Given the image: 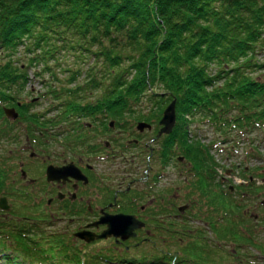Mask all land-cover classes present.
<instances>
[{
    "label": "trees",
    "instance_id": "trees-1",
    "mask_svg": "<svg viewBox=\"0 0 264 264\" xmlns=\"http://www.w3.org/2000/svg\"><path fill=\"white\" fill-rule=\"evenodd\" d=\"M259 47H264V0H0V55L7 59L0 58V140L10 139L15 131L4 116L5 107L15 108L17 121L26 124L35 144L40 128L53 127V118L30 113L26 105L17 107L28 83L27 67L11 60L20 48L25 55H35L28 64H42L44 72L51 71L49 61L58 65L55 58L61 51L73 53L77 59L90 56L96 68L85 71L82 83L75 84L82 75L77 68L64 85L47 86L46 94L63 113H103L119 129H127L129 119L150 123L152 114H162L175 100L176 124L165 137L173 162L188 170L191 181L186 189L197 198H188L193 205L184 214L174 199L168 220L163 212L147 224L146 231L169 239L165 249L157 247L150 257L147 252L112 256L109 254L114 252L106 249L105 254L101 249L90 253L89 244L64 230L47 235L40 227L52 223L47 211L38 219L25 216L22 222L15 211H0V251H8L0 253V260L4 264H258L250 260L249 250H256L264 259V220L259 215L255 221L245 214L248 204L241 203L238 195L221 193L219 211L216 209L209 180L217 179L218 170L224 167L210 154L212 143H200L189 128L200 120L228 139L232 130L246 132L264 123V74L251 75L264 67L256 60ZM145 103L153 108L146 114L138 110ZM233 112L236 114L229 117ZM126 114L132 116H122ZM176 157H183L184 162ZM237 174L247 181L237 194L263 195L264 187L253 185L250 179H264V166L242 168ZM6 181L0 172V196L13 198V192L21 188ZM178 189H173L174 197ZM70 208L62 207L60 211L66 215L60 217L85 216L81 207V211ZM183 221L205 224L207 231ZM13 222L20 226L13 228ZM206 232L211 233L212 242L205 239ZM218 240L230 245V251L216 246ZM96 242L100 241L90 244ZM153 244L145 233L134 248H153ZM17 251L19 257L10 253Z\"/></svg>",
    "mask_w": 264,
    "mask_h": 264
},
{
    "label": "flooded vegetation",
    "instance_id": "flooded-vegetation-1",
    "mask_svg": "<svg viewBox=\"0 0 264 264\" xmlns=\"http://www.w3.org/2000/svg\"><path fill=\"white\" fill-rule=\"evenodd\" d=\"M22 105H26L25 109L30 113L32 112L34 105L32 102L20 101L17 103V107L19 108ZM162 115L152 114L154 119L150 123L146 122V124L151 126V129H144L140 133L136 130L137 123H134L131 119L125 123L128 126L127 129H119L115 123L112 126L110 123L112 120H109L107 115L103 113L82 116L58 111L51 117L53 118V127L40 128L41 131L38 132V144H35L28 137L26 124H23L21 121L12 122L15 131L9 135L8 138L10 139L6 140L12 141L17 145L20 143V137H23L25 139L24 145L22 144L18 148L19 150L16 148L8 150V153L0 158V172L7 177L6 183H15V179H10L12 175L19 176V179L23 182L27 179V173L30 171V169H27V161H32V163L38 162L43 171H41V181L37 185V191L41 190L47 198L44 207L55 205L57 201L62 204L69 203L68 205H63V207L71 209L70 207L75 206L78 210L81 207L82 211L85 210V216L83 217L90 219L82 227L77 228L75 232L84 229L86 226H91L101 215L124 214L133 216L138 221L144 223V228L136 231V235H139L138 233L143 230L148 234V231H146L147 224H150L155 219L156 214H162L163 212L166 213V219L168 220L173 211V200L175 199L177 203L181 197L180 195H175L174 197V187H172L173 155L172 148L168 142L169 138L165 137L170 134L158 136L160 130L159 121ZM122 116L131 117L132 115L126 114ZM104 126L110 130H107ZM162 138H166L165 140L163 139L164 141L167 140L165 157L162 154ZM136 148H141V150L139 153L132 152L131 155L132 157L139 158V160L132 162L127 168L126 166H123L122 169L113 168V170H111L112 168H107L104 172H98L100 164L110 163V167H112L123 163L122 155ZM13 151H15L14 156L12 154ZM14 159L19 163L16 167L12 164V160ZM176 159L180 163L184 162L183 157H176ZM70 165L72 166L71 170L77 169L86 180L77 181L74 178L68 177L64 182L62 180L59 182L46 181L45 173L48 166L65 168ZM142 166L144 167L143 172L145 175L140 173ZM71 170H68V172ZM184 173L188 174V170L185 169ZM184 173L180 172V175L183 176ZM77 175H79L78 172ZM117 177H121L120 182L116 181ZM33 181L35 182L34 179H29L27 187ZM190 181L191 178L188 175V178H185L184 182L185 188L189 185ZM241 181L243 182L236 184L235 182H229L226 178H210L209 184L212 182L214 204L218 211L221 193L227 197L237 196V190L247 186V184L244 185L245 180ZM245 182L247 183V181ZM124 183L125 188L122 189ZM64 188H67L68 191H64ZM53 189L57 190L55 195L53 194ZM227 189L229 193H226ZM6 196L8 197V195L0 197H4L7 200ZM238 196L243 201L246 198L245 195ZM189 197L197 200L188 189L182 200L188 203ZM67 198L69 202L65 201ZM234 198L237 199L236 197ZM42 200L40 199V201ZM263 202L259 201L256 206L257 210H260L261 213H264ZM231 203L235 204L233 200ZM191 205H193L192 201L177 207V209L181 214H184L190 211ZM8 206V212H10V205ZM182 208L183 211H180L179 209ZM253 212L255 213L254 215L250 213V209L248 208L245 214L254 216L255 221H257L259 215L255 210ZM47 214L52 216V221L56 217H60L59 214L62 216L66 215L65 211H60V209L52 212L47 211ZM262 217L263 215H261ZM104 229L105 226H91L89 230L99 234ZM107 240H111L116 245L123 244V242H116L114 239Z\"/></svg>",
    "mask_w": 264,
    "mask_h": 264
},
{
    "label": "rangeland",
    "instance_id": "rangeland-1",
    "mask_svg": "<svg viewBox=\"0 0 264 264\" xmlns=\"http://www.w3.org/2000/svg\"><path fill=\"white\" fill-rule=\"evenodd\" d=\"M34 56L35 55H32V56L25 55V51H23V49L20 48L18 53L14 57H11V60L16 62L17 66H21L23 69L27 67L28 83L26 84L21 94V101L32 102L33 100H36L33 103L34 105L32 107V112L43 114V116L50 118V117H53L58 111H60L61 108L57 107L58 104H56L53 101L52 97L46 94L47 93L46 87L53 86V85L55 86L64 85L66 80H68L70 75L73 72H75L77 68H80V71H82V75L79 77V79L76 81L75 84L82 83L85 78L84 77L85 71L88 68H92V67L96 68V66H95L94 60L90 56L83 57V59L82 57L80 59H77L76 56H73V53L68 54V53H64L63 51H61V55L55 58L56 60L59 61L58 65L57 63H55V60L49 61V66L51 67L50 69L51 71L44 72L42 64L40 65L38 64L29 65L28 64L29 58H33ZM0 58H4V61L7 60L5 59V56L3 54L0 55ZM256 60L258 61L259 64H264V47L258 48ZM96 65L97 67H99L100 63H97ZM261 74H264V67L251 71L252 77H259ZM263 76L261 78H263ZM72 87L73 85H70V88ZM99 94H100V91H97L95 93V95L97 96ZM87 97L89 98L90 95H87ZM54 107L56 109L52 111ZM151 109H153L151 107V104L145 103L138 110L146 114ZM234 114H236V112L231 113L229 117H232ZM263 124H260L261 126H257L255 129H251L246 132H239L238 130H232L229 132L230 134L227 137L228 139H225L223 136H219V134L216 133L214 128L210 126L209 124L203 123V121H200V120H194L193 123L190 125L189 132L191 136H197L196 139L200 143L204 145L206 144L210 145L212 143L214 145L213 149L210 148V153L215 159V161L224 167L223 169L218 170L219 177L226 178L229 182H233V183L235 182L236 184H240L243 181H241L242 179L240 178L239 174H237V172L240 173L242 168H248V169L250 168L253 170H257L258 168H261L264 166V125ZM120 137H122V135H120ZM24 140L25 139L23 137H20V143L15 145L12 141L1 139L0 140V158L5 156L8 153V150L10 151V150H13L14 148L16 149L20 148ZM227 140L228 142H226ZM140 150L141 148H136L132 151H127L126 153H124L122 155L123 163H120L119 165L110 167L111 165L110 163L100 164V166L98 167V172H104L107 168H112L111 170H113V168L122 169L123 166H126L127 168L132 162L139 160V158L132 157L131 153L132 152L139 153ZM12 154L14 156L15 151H13ZM251 154L258 155L260 158L254 155L251 156ZM27 159L29 158L27 157ZM12 161H13L12 164L15 167L19 165L16 159ZM27 162H28L26 164L28 165L27 169L28 170L30 169V171L29 173H27V179L24 180L25 182L24 181L22 182L18 176L12 175L10 177L11 180L15 179V186H14L15 189H20V188L21 189L15 190L14 191L15 193L13 192V195H12L13 198L11 196H8V197L6 196L7 206L10 205V209L16 212L17 219L21 222L23 221L22 218H24L25 216H28V217L34 216L35 217L34 219H38L39 216L42 213H44V211H50V212L56 211L57 209H61L63 205L69 204V203L62 204V203H58L57 201L55 205H49L45 209L43 204L46 202L45 200L47 198L46 196L43 195L41 190L37 191V185L41 181L40 175H41V171H43L42 167L38 162L32 163V161H29V160ZM174 162L172 166V187L179 188L176 193L180 195L181 197L177 203L183 206L184 204H188L185 200H182V199L185 196V193L187 192V189L184 187V182H185V178H188L189 174L184 173L185 172L184 165H178ZM143 170H144V167L142 166L140 173L145 175ZM180 172L184 173L183 176L180 175ZM29 179L30 180L34 179L35 182L33 181L32 183H30L28 187H26L27 184L29 183ZM116 181L120 182L121 177H117ZM250 181L252 182L253 185L257 184L256 186L264 187V179H257V180L250 179ZM245 184L247 183L244 181V185ZM124 188H125V183L122 186V189ZM63 190L68 191L67 188H64ZM56 192L57 190L53 189L54 195ZM62 193L64 192L62 191ZM245 196L246 198L244 201L240 197H239V201H242L241 203L245 202V205L248 204L247 206L250 209V213H252V215L255 214L253 210H255L258 215L260 216L263 215V217L259 218V220L261 219L264 220V213H261V211L257 210L256 208L259 201H264V192H263V195H260V196L258 195L253 196V194H250V195L246 194ZM40 199H43V200L40 201ZM65 201L69 202L68 198L65 199ZM6 215L7 214H4L2 217H6ZM59 216H62V215L59 214ZM89 220L90 219L87 217H83V218L56 217V219L52 221L50 225L46 226V225L41 224L40 227L43 230V232L47 235L55 234V233L58 234V233H61L63 230L68 235H70L74 233L77 228L82 227L83 224H85L86 222H89ZM16 222L12 223L13 228L20 226ZM183 222H185L187 225L189 224V226L192 228L202 227L204 230L207 231V226H204L205 224L196 223V222L189 223V221H183ZM144 233L145 232L143 230L138 233L139 235H137L136 238L129 239L120 245L118 244L114 245L111 240H101L100 242L89 244L88 245L89 252L93 253L95 250L100 251L98 249H101L102 253L105 254L106 250L107 252L108 250H112L114 253L112 254L108 253L109 255H112V256L113 255L115 256L117 254H125V255L128 254V256H138V255H141V252H147V256L150 257L156 252V249H159L157 247H163V249L166 248V247L164 248V242L169 240L166 237V235L159 236L151 232L150 230H148V234H146V237L150 239L151 243H154L153 244L154 247L152 248L151 245H142V246H139V247L137 246L136 248H134L137 238L142 239ZM210 234L211 233L209 232L204 233L205 239L212 242L213 237L210 236ZM260 237L263 238V235L262 236L260 235ZM1 240L2 238L0 237V242ZM72 240L74 239L72 238ZM214 241H217V240L215 239ZM81 245L82 244H79L80 247ZM123 245L128 248L124 249ZM215 245L219 246L220 248H224L228 252L231 249L230 245H228L227 243H223L219 240L218 242H215ZM41 246H43V242ZM169 247L171 248L170 244H169ZM249 251L253 255L252 259H250L251 261H254L255 263H258V264H264V259L260 258L259 252H257L256 250H252V249ZM7 252L8 251H4V252L0 251V253H7ZM10 253L18 257L20 255V252L18 251L10 252ZM0 264H4V263L0 260ZM88 264L90 263L88 262Z\"/></svg>",
    "mask_w": 264,
    "mask_h": 264
},
{
    "label": "water",
    "instance_id": "water-1",
    "mask_svg": "<svg viewBox=\"0 0 264 264\" xmlns=\"http://www.w3.org/2000/svg\"><path fill=\"white\" fill-rule=\"evenodd\" d=\"M5 117L9 120H16L18 118V113L13 108H3ZM176 123V101L172 100L164 109L161 120L159 121L160 130L158 136L169 135ZM111 125V124H110ZM144 129H151V126L139 122L136 125V130L138 132H143ZM181 161V159H180ZM72 166L65 168H56L53 166H48L46 169L45 177L47 182H63L68 179V177L74 178L77 181L86 180L84 176L77 169H72ZM68 170H71L68 172ZM76 170V171H74ZM77 172L79 175H77ZM84 179V180H83ZM61 199V198H60ZM9 207L7 206L6 199L4 197L0 198V211L7 212ZM183 211V208L180 209ZM105 226V229L99 233L95 234L91 232L90 227ZM91 226H86V229L78 231L74 234V238L82 241L86 244H90L96 240H107L114 239L116 242H125L129 239H134L136 237V231L143 229L144 223L138 221L135 217L130 215L118 214V215H101L100 218L94 222Z\"/></svg>",
    "mask_w": 264,
    "mask_h": 264
}]
</instances>
